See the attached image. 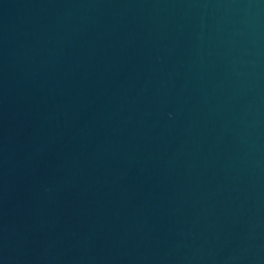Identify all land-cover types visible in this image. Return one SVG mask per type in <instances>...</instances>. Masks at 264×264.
<instances>
[{
    "label": "water",
    "instance_id": "water-1",
    "mask_svg": "<svg viewBox=\"0 0 264 264\" xmlns=\"http://www.w3.org/2000/svg\"><path fill=\"white\" fill-rule=\"evenodd\" d=\"M0 264H264V0H0Z\"/></svg>",
    "mask_w": 264,
    "mask_h": 264
}]
</instances>
